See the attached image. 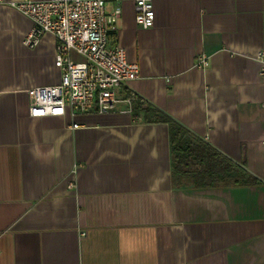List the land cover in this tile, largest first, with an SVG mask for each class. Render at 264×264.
Instances as JSON below:
<instances>
[{
    "label": "crops",
    "instance_id": "1",
    "mask_svg": "<svg viewBox=\"0 0 264 264\" xmlns=\"http://www.w3.org/2000/svg\"><path fill=\"white\" fill-rule=\"evenodd\" d=\"M17 1L0 0V264H264V0H153L150 29L136 0H104L123 11L110 45L140 67L119 95L259 181L205 189L173 184L169 126L127 105L32 118L28 91L58 85L61 71L52 35L23 44L33 24Z\"/></svg>",
    "mask_w": 264,
    "mask_h": 264
},
{
    "label": "built area",
    "instance_id": "2",
    "mask_svg": "<svg viewBox=\"0 0 264 264\" xmlns=\"http://www.w3.org/2000/svg\"><path fill=\"white\" fill-rule=\"evenodd\" d=\"M11 7L31 20L33 26L23 44L35 49L46 35L56 40V61L61 71L58 85L36 87L28 91L32 118L72 116L84 113L106 114L127 105L132 112L135 96L119 95V89L139 79L140 67L130 62L119 45H110L122 16V7L106 11L104 0H19ZM135 20L143 29L154 26L153 0H136ZM264 78V50L258 59ZM209 57L202 54L196 67L207 69ZM143 108L147 103L141 100ZM75 128L78 125L74 126ZM69 188L73 185L69 182Z\"/></svg>",
    "mask_w": 264,
    "mask_h": 264
},
{
    "label": "trees",
    "instance_id": "3",
    "mask_svg": "<svg viewBox=\"0 0 264 264\" xmlns=\"http://www.w3.org/2000/svg\"><path fill=\"white\" fill-rule=\"evenodd\" d=\"M140 97L132 102V115L144 123H164L169 126L173 184L180 188L197 189L256 184L259 181L235 161L220 153L203 139L157 107ZM247 168L246 164L241 163Z\"/></svg>",
    "mask_w": 264,
    "mask_h": 264
},
{
    "label": "water",
    "instance_id": "4",
    "mask_svg": "<svg viewBox=\"0 0 264 264\" xmlns=\"http://www.w3.org/2000/svg\"><path fill=\"white\" fill-rule=\"evenodd\" d=\"M236 163H237L240 167L244 168L247 172H249L250 174L253 175V173H252L249 169L243 167L241 163H239V162H236Z\"/></svg>",
    "mask_w": 264,
    "mask_h": 264
}]
</instances>
